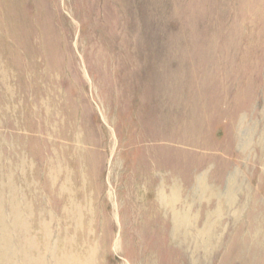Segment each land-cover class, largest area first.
<instances>
[{
    "label": "rangeland",
    "instance_id": "rangeland-1",
    "mask_svg": "<svg viewBox=\"0 0 264 264\" xmlns=\"http://www.w3.org/2000/svg\"><path fill=\"white\" fill-rule=\"evenodd\" d=\"M9 1L19 31L0 26V261L30 264L32 226L55 222L53 239L71 201L109 238L90 264H264V0ZM171 164L174 225L162 206Z\"/></svg>",
    "mask_w": 264,
    "mask_h": 264
},
{
    "label": "bare ground",
    "instance_id": "bare-ground-1",
    "mask_svg": "<svg viewBox=\"0 0 264 264\" xmlns=\"http://www.w3.org/2000/svg\"><path fill=\"white\" fill-rule=\"evenodd\" d=\"M14 2H16V1H14ZM13 4V3H12ZM12 4H10V1L9 0H0V17H1V20H0V26L2 25H4L5 27H9V25L11 24V28H12V30H13V32H14V34H16L17 33V30L19 29L18 27H16V26H14L15 24H16V22L14 23V21L13 20H6V17H7V15L11 12V9H12ZM14 10V9H13ZM36 12V11H35ZM28 14V13H27ZM13 15V14H12ZM14 16H15V13H14ZM33 16V15H32ZM9 18V17H8ZM12 18V17H11ZM15 20V19H14ZM40 20V18L39 17H37L36 18V22H38ZM18 22V21H17ZM17 25V24H16ZM21 25V24H20ZM2 26H1V28H2ZM4 27V28H5ZM0 28V29H1ZM3 29V28H2ZM6 29V28H5ZM1 31V30H0ZM19 31V30H18ZM248 31V30H247ZM0 33H2V32H0ZM45 33H46V30L45 31H43V30H41V31H39V34L40 35H45ZM2 35V34H1ZM0 35V36H1ZM8 35V34H7ZM10 35H12V34H10ZM9 37V36H8ZM41 38V37H40ZM3 39V38H2ZM5 39H7V36H6V38ZM9 39V38H8ZM1 40V39H0ZM10 40V39H9ZM18 40V39H17ZM19 41V40H18ZM9 42V41H8ZM41 42V41H40ZM1 43H2V41H1ZM3 45V44H2ZM1 45V46H2ZM13 45V44H12ZM0 48H2V49H0V52H1V50H3V47H0ZM13 48V47H12ZM62 48H63V46H62ZM6 49H8L7 47H6ZM17 49V48H16ZM3 51H5V49L3 50ZM12 51V50H11ZM19 51V50H18ZM25 51V50H24ZM51 52V51H50ZM64 52V51H63ZM1 53H3V52H1ZM20 53H21V51H20ZM5 54V53H4ZM60 54H61V52H60ZM20 55V54H19ZM24 55H25V52H24ZM62 55V54H61ZM67 55H69V54H67ZM2 56H4L3 54H2ZM26 56V55H25ZM66 56V55H65ZM64 55L63 56H61V57H65ZM4 57H6V56H4ZM28 57V56H27ZM33 58H34V56H32ZM44 57V60H46L45 59V56H43ZM3 58V57H2ZM17 58V57H16ZM31 58V57H30ZM30 58H28V59H30ZM66 58V57H65ZM69 58V57H68ZM20 59V58H19ZM27 59V60H28ZM3 60H5L4 58H3ZM6 60H7V62H9L8 61V59H7V57H6ZM15 60V59H14ZM17 60V59H16ZM21 60V59H20ZM39 60V59H38ZM62 60H63V58H62ZM71 60H72V58H71ZM19 61V60H18ZM17 61V62H18ZM35 61H36V59H35ZM64 61V60H63ZM69 61V60H68ZM4 62V61H3ZM14 62V61H13ZM17 62H16V64L15 65H17ZM27 62V61H26ZM47 61H45V63H46ZM60 62V61H59ZM10 63V62H9ZM64 63V62H63ZM62 62L60 63V64H63ZM71 63H72V61H71ZM28 64H29V62H28ZM30 64H32V63H30ZM65 64V63H64ZM239 64V63H238ZM6 65H8V63L6 64ZM14 65V67L16 68V66ZM26 65V64H25ZM73 65V64H72ZM10 66V65H9ZM22 66V65H21ZM58 66V65H57ZM62 66V65H61ZM12 67V66H11ZM18 68H19V66H17ZM34 67V66H33ZM59 67V66H58ZM58 67H57V69H58ZM225 67V66H224ZM13 68V67H12ZM38 68V67H37ZM49 68H50V66H49ZM241 68H243V67H241ZM1 69V68H0ZM9 69V68H8ZM17 69V68H16ZM24 69V68H23ZM31 69H33V68H31ZM52 69V71H53V68H51ZM14 70V69H13ZM21 70V69H20ZM29 70V69H28ZM38 69H36V71H37ZM55 70H56V68H55ZM10 71V70H9ZM19 71V70H18ZM26 71H27V69H26ZM30 71V74H32V72H31V70H29ZM28 71V72H29ZM60 71V70H59ZM16 72V71H15ZM20 72V71H19ZM24 72V71H23ZM20 73L21 75L22 74H24V73ZM27 72V73H28ZM39 72V71H38ZM50 72V71H49ZM46 73V72H45ZM57 73V72H56ZM36 74V73H35ZM34 74V75H35ZM46 75V74H45ZM18 76V75H17ZM29 76V75H28ZM39 76V75H38ZM240 76V75H239ZM14 77V76H13ZM27 77V75L25 76V78ZM30 77V76H29ZM32 77V76H31ZM37 77V76H36ZM16 78V77H15ZM48 78V77H47ZM13 79V78H12ZM23 79V78H22ZM27 79V78H26ZM25 79V80H26ZM238 79V78H237ZM10 80H11V77H10ZM25 80H23L24 82H25ZM33 80V78L31 79V81ZM39 80H41V79H39ZM48 80V79H47ZM5 81V80H4ZM12 81V80H11ZM13 82H14V80H13ZM30 82V81H29ZM37 82H39V81H37ZM40 82H42V80L40 81ZM44 82H45V80H44ZM21 83L23 84V82H22V80H21ZM28 83V82H27ZM33 83V81L31 82V84ZM53 83V82H52ZM6 84H7V81H6ZM11 84V83H10ZM44 84V83H43ZM13 85V84H12ZM12 85H10V86H12ZM21 85V84H20ZM36 85V84H35ZM38 85L39 84H37V87H38ZM42 85V84H41ZM51 84H49V86H50ZM14 86V85H13ZM31 86V85H30ZM34 86V85H33ZM16 87V86H15ZM27 87V86H26ZM32 87V86H31ZM42 87V86H41ZM6 88V87H5ZM23 88H25L24 86H23ZM27 88H29V86L27 87ZM45 88V87H44ZM49 88H52L51 86L49 87ZM21 89V88H20ZM33 89H34V87H33ZM46 89V88H45ZM3 90V89H2ZM13 90V89H12ZM26 90V89H25ZM27 91V90H26ZM31 91V90H30ZM42 91V90H41ZM47 91V90H46ZM19 92V91H18ZM45 92V91H44ZM51 92H52V89H51ZM53 92H54V88H53ZM21 93H22V91H21ZM37 93V92H36ZM42 93H43V91H42ZM46 93V92H45ZM44 93V94H45ZM48 93H50V92H48ZM47 93V94H48ZM1 94V93H0ZM7 94H8V91H7ZM18 94V93H17ZM33 94H34V91H33ZM32 94V95H33ZM2 95V94H1ZM5 95V94H4ZM3 95V96H4ZM8 95H10V94H8ZM22 95V94H21ZM21 95L19 96L20 98H21ZM23 95H24V93H23ZM27 95V94H26ZM49 95H51V93L49 94ZM48 95V96H49ZM63 95V94H62ZM3 96H1V97H3ZM7 96V95H6ZM28 96V95H27ZM35 96V95H34ZM40 96H42V95H40ZM46 96V95H45ZM25 98H26V96H24ZM32 97V96H31ZM53 97V96H52ZM52 97H51V99H52ZM59 97V96H58ZM62 97H64V96H62ZM8 98V97H7ZM15 98V97H14ZM13 98V99H14ZM18 98V97H17ZM32 98H34V97H32ZM36 98V97H35ZM37 99H39V98H37ZM36 99V100H37ZM50 99V98H49ZM65 99V98H64ZM67 99V101H68V97L66 98ZM65 99V100H66ZM6 101V100H5ZM46 102V100H43V102ZM51 101V100H50ZM54 101V100H53ZM57 101V100H56ZM28 102H29V100H28ZM28 102H26V103H28ZM33 102V101H32ZM35 102V101H34ZM37 102V103H36ZM35 103H36V105L38 104V100L36 101ZM49 102V101H48ZM70 102V101H69ZM9 103V101L7 102V104ZM58 102H56V104H57ZM9 104H11V103H9ZM14 104V103H13ZM23 104H24V102H23ZM32 104V103H31ZM46 104H48V103H46ZM45 104V105H46ZM55 104V103H54ZM59 104V103H58ZM69 104V103H68ZM68 104H66V105H68ZM5 105V104H4ZM16 105V104H15ZM30 105V104H29ZM44 105V104H43ZM53 105V104H52ZM63 105V104H62ZM65 105V106H66ZM74 105V104H73ZM10 106V105H9ZM19 106V105H18ZM25 106H26V104H25ZM35 106V105H34ZM42 106V105H41ZM40 106V107H41ZM49 106V105H48ZM36 107V106H35ZM50 107V106H49ZM55 107H56V105H55ZM60 107H61V105H60ZM6 108V107H5ZM27 108V107H26ZM32 108V107H31ZM37 108V107H36ZM62 108V107H61ZM9 109V108H8ZM42 109H43V107H42ZM50 109V108H49ZM59 109V108H58ZM67 109H69V108H67ZM11 110H12V108H11ZM8 111V112H12V111ZM15 110V109H14ZM34 110H35V114H36V112H38L37 110H38V108H37V110L34 108ZM44 110H46V109H44ZM54 110H55V108H54ZM16 111H17V109H16ZM21 111V110H20ZM40 111V110H39ZM58 111H60V110H58ZM23 112V111H22ZM66 112V111H65ZM65 112H64V114H65ZM70 112V111H69ZM68 112V113H69ZM9 113V114H10ZM20 113V112H19ZM30 113H31V111H30ZM40 113V112H39ZM45 112L43 111V114H44ZM53 113V112H52ZM41 114V113H40ZM47 114V113H46ZM54 114H55V112H54ZM54 114H52V115H54ZM59 114V113H58ZM57 114V115H58ZM64 114H61L62 116L64 115ZM75 114V113H74ZM11 115V114H10ZM69 115H70V113H69ZM15 116V115H14ZM13 116V117H14ZM24 116V115H23ZM41 118L44 116H41V115H39ZM48 116V115H47ZM66 116V115H65ZM16 117V116H15ZM18 117V116H17ZM16 117V118H17ZM34 117V116H33ZM54 117V116H53ZM71 117V116H70ZM79 117V116H78ZM19 118V117H18ZM46 118H48V117H46ZM52 118V117H51ZM50 118V119H51ZM55 118V117H54ZM60 118V117H59ZM34 119V118H33ZM42 119H44V118H42ZM41 119V120H42ZM53 119V118H52ZM55 119H57V118H55ZM54 119V120H55ZM60 119H62V118H60ZM59 119V120H60ZM73 119V118H72ZM79 119V118H78ZM19 120V119H18ZM17 120V121H18ZM40 120V119H39ZM58 120V121H59ZM151 120V119H150ZM13 121H14V119H13ZM21 121V120H20ZM35 121V120H34ZM43 121V120H42ZM44 121H45V119H44ZM46 121H48V125L47 126H49V121L50 120H46ZM57 121V122H58ZM66 121V120H65ZM65 121H63V124H64V122ZM23 122V121H22ZM41 122V121H40ZM70 122V121H69ZM71 122H73V121H71ZM18 123V122H17ZM20 123V122H19ZM74 123V122H73ZM14 124V123H13ZM12 124V125H13ZM40 124V123H39ZM58 124H59V122H58ZM71 124V123H70ZM76 124V123H75ZM20 125V124H19ZM38 125V124H37ZM57 125V124H56ZM79 125V124H78ZM18 126V125H17ZM46 126V127H47ZM70 126H72V125H70ZM15 127V126H14ZM23 127V126H22ZM21 127V128H22ZM39 127H41V126H39ZM50 127V126H49ZM52 127V126H51ZM54 127V126H53ZM58 127H59V125H58ZM24 128V127H23ZM38 128V127H37ZM41 128H43V127H41ZM55 128V127H54ZM63 128V127H62ZM80 128H81V126H80ZM19 129H20V127H19ZM18 129V127H17V130H18V132L20 131ZM46 129V128H45ZM49 129V128H48ZM47 129V130H48ZM56 129V128H55ZM54 129V130H55ZM75 129H76V126H75V128H74V132H75ZM15 130H16V127H15ZM16 130V131H17ZM24 130V129H23ZM38 130V129H37ZM63 130H64V128H63ZM72 130V129H71ZM76 130H78V129H76ZM15 131V132H16ZM40 131H42V130H40ZM40 131H39V133H40ZM20 132H24V133H26L25 132V130L24 131H20ZM34 132H36V130L34 131ZM48 132H49V130H48ZM80 132V131H79ZM38 133V132H37ZM34 134V135H39V134ZM42 133V132H41ZM49 133H51V131L49 132ZM48 133V134H49ZM55 133V132H54ZM53 133V134H54ZM60 133V132H59ZM69 133V132H68ZM81 133V132H80ZM78 134L79 136L81 135V134ZM17 134V133H16ZM20 134V133H19ZM27 134V133H26ZM25 134V135H26ZM53 134H50V136L51 135H53ZM77 134V133H76ZM148 134V133H147ZM24 135V134H23ZM30 135V134H29ZM41 135V134H40ZM39 135V136H40ZM43 135V134H42ZM41 135V136H42ZM70 135V134H69ZM74 135V134H73ZM78 135H76V137L78 136ZM18 136V135H17ZM20 136H21V134H20ZM33 136V135H32ZM47 136H49V135H47ZM30 137V136H29ZM35 137V136H34ZM59 137V136H58ZM81 137V136H80ZM79 137V138H80ZM17 138H19V136L17 137ZM22 138H23V136H22ZM26 138V137H25ZM42 138V137H41ZM45 138V137H44ZM43 138V139H44ZM50 139L52 138V136L51 137H49ZM49 138H47L46 137V139L48 140ZM72 138H73V136H72ZM82 138H83V135H82ZM81 138V139H82ZM156 138H158V137H156ZM27 139V138H26ZM41 140V139H40ZM170 140V139H169ZM17 141H18V139H17ZM43 141V140H42ZM46 141V140H45ZM49 141V140H48ZM52 141H53V139H52ZM58 140H56L55 142H57ZM63 142V141H62ZM73 142H74V140H73ZM76 142V141H75ZM75 142L73 143L74 145H76L75 144ZM79 142H81V140L79 141ZM51 143V142H50ZM53 143H54V141H53ZM58 143V142H57ZM56 144V143H55ZM81 144V143H80ZM50 145V144H49ZM71 145V144H70ZM73 145V146H74ZM61 146V145H60ZM66 146V145H65ZM78 146H80V145H78ZM64 147V146H63ZM74 147H76V146H74ZM17 148V147H16ZM26 148V147H25ZM45 148V147H44ZM56 148H58L57 146H56ZM61 148V147H60ZM67 148V147H66ZM85 148H87V147H85ZM19 149V148H18ZM54 149V148H53ZM65 149V148H64ZM68 149V148H67ZM74 149V148H73ZM72 149V150H73ZM80 149V148H79ZM47 150V149H46ZM55 150V149H54ZM53 150V151H54ZM62 150V149H61ZM60 150V151H61ZM68 150H70V149H68ZM56 151V150H55ZM75 151H76V149H75ZM79 151V150H78ZM24 152V151H23ZM57 152V151H56ZM59 152V151H58ZM83 153H84V151H82ZM81 152V153H82ZM25 153V152H24ZM76 153V152H75ZM74 153V154H75ZM21 154V153H20ZM27 154V153H26ZM55 154V153H54ZM72 154V153H71ZM71 154H70V156H71ZM44 155H46V154H44ZM73 155V154H72ZM77 155H78V153H77ZM22 156V155H21ZM23 156H24V154H23ZM63 156V155H62ZM62 156H60L61 157V159H62ZM74 156V155H73ZM33 157H35L34 155H33ZM57 157H58V155H57ZM59 157V158H60ZM79 157V156H78ZM22 158V157H21ZM24 158H25V156H24ZM23 158V159H24ZM46 158V157H45ZM54 158H55V155H54ZM72 157H70V159H71ZM77 158V157H76ZM27 158H25L24 160H26ZM30 159H32V158H30ZM38 159V158H37ZM56 159V158H55ZM80 159V158H79ZM82 159V158H81ZM80 159V160H81ZM15 160H17V162H18V157H17V159H15ZM36 160V159H35ZM52 160H53V158H52ZM51 160V161H52ZM60 160V159H59ZM74 160H75V156H74ZM47 161H50V159L49 160H47ZM69 161H71V160H69ZM175 161V160H174ZM16 162V161H15ZM27 162H28V160H27ZM30 162V161H29ZM28 162V163H29ZM34 162V161H33ZM54 162V161H53ZM81 162V161H80ZM79 162V163H80ZM173 162V161H172ZM44 163H47V162H44ZM60 163V162H59ZM73 163H75V162H73ZM31 164V163H30ZM41 164V163H40ZM51 164H53V163H51ZM54 164H55V162H54ZM60 164H62V163H60ZM22 165V164H21ZM45 165V164H44ZM172 165V164H171ZM16 166V165H15ZM28 166V165H27ZM31 166H32V164H31ZM37 166V165H36ZM35 166V167H36ZM41 166V165H40ZM43 166V165H42ZM60 166V165H59ZM63 166H64V164H63ZM83 166V165H82ZM49 167H50V165H49ZM51 167H53V165H51ZM175 164H173L172 166H171V172H170V174H169V183H168V185L167 186H164V187H166V190H167V197L165 198V199H163L162 200V206H164V207H166L168 210H167V213H168V218H170V221H171V223L174 225L176 222H177V210H176V207L178 206L177 204H178V193H177V184H176V172H175ZM17 168V167H16ZM24 168V167H23ZM28 168L30 169V167L28 166ZM34 168V167H33ZM39 168V167H38ZM57 168V167H56ZM55 168V169H56ZM66 169L68 168V167H65ZM81 168V167H80ZM94 168V167H93ZM98 168V167H97ZM43 169V168H42ZM125 169V168H124ZM20 170V169H19ZM23 170H25V169H23ZM28 170V169H27ZM32 170V169H31ZM39 170V169H38ZM41 170V169H40ZM39 170V171H40ZM45 170V169H44ZM48 170V169H47ZM50 170H52V169H50ZM60 170V169H59ZM82 170V169H81ZM80 170V172H82ZM84 170H85V168H84ZM16 171V170H15ZM62 171V170H61ZM65 171V170H64ZM63 171V172H64ZM12 172V171H11ZM38 172V171H37ZM42 172V171H41ZM40 172V173H41ZM47 172V174H48V171H46ZM52 171H50L49 173H51ZM6 173H7V171H6ZM16 173V172H15ZM17 173H18V171H17ZM19 173H20V171H19ZM23 173V172H22ZM27 173V172H26ZM40 173H38V175L40 174ZM65 173V172H64ZM70 173H72V172H70ZM52 174V173H51ZM50 174V175H51ZM68 174V173H67ZM67 174H65V176L67 175ZM168 174V173H167ZM53 175H54V172H53ZM60 175H62V174H60ZM84 175V174H83ZM82 175V176H83ZM86 175V174H85ZM98 175V174H97ZM96 175V176H97ZM8 176H9V174H8ZM15 176V175H14ZM21 176H23V175H21ZM32 176V175H31ZM49 176V175H48ZM63 176V175H62ZM68 176V175H67ZM26 177V176H25ZM40 177H41V174H40ZM44 177V176H43ZM55 177V176H54ZM53 177V178H54ZM31 179H32V181H33V178L32 177H30ZM48 178V177H47ZM63 178V180H64V177H62ZM8 178L6 177V180H7ZM18 179H19V177H18ZM20 179H22V178H20ZM27 179V178H26ZM26 179H23V180H26ZM52 179V178H51ZM55 179V178H54ZM83 179V178H82ZM82 179H81V181H82ZM161 179V178H160ZM10 180V179H9ZM13 180H14V177H13ZM56 180V179H55ZM60 181L62 180V179H59ZM62 180V181H63ZM18 181V183H20L19 182V180H17ZM29 181V180H28ZM49 181V180H48ZM68 181H69V177H68ZM1 182V181H0ZM13 182V181H12ZM11 182V184H13ZM24 182V181H23ZM31 182V181H30ZM34 182V181H33ZM40 182V181H39ZM56 182V181H55ZM57 182H59V181H57ZM65 182V181H64ZM63 182V183H64ZM71 182V181H70ZM70 182H69V184H70ZM5 183V182H4ZM60 183V182H59ZM66 183H67V181H66ZM97 183V182H96ZM132 183V182H131ZM1 184V183H0ZM8 184V183H7ZM6 184V185H7ZM21 184H23L22 183V181H21ZM21 184H18V185H21ZM37 184L38 183H36V186H37ZM61 184V183H60ZM81 184V183H80ZM83 184H86V181H85V183H83ZM133 184V183H132ZM3 185V184H2ZM5 185V184H4ZM34 185V184H33ZM65 185V184H64ZM64 185H62V186H60V187H64ZM16 186H17V184H16ZM24 186V185H23ZM30 186V185H29ZM28 186V187H29ZM35 186V187H36ZM57 186L58 185H56V188H57ZM66 186H67V184H66ZM83 186V185H82ZM7 187V186H6ZM8 187H9V185H8ZM7 187V188H8ZM18 187V186H17ZM27 187V186H26ZM32 187V186H31ZM39 187H40V184H39ZM2 188H4V187H2ZM6 188V189H7ZM19 188V187H18ZM36 188H38V186L36 187ZM52 188V187H51ZM72 188V187H71ZM100 188V187H99ZM27 189H29V188H27ZM42 189V188H41ZM53 189V188H52ZM62 189V188H61ZM64 189V188H63ZM62 189V190H63ZM66 189V188H65ZM83 189H85V187H83ZM144 189V188H143ZM3 190L4 189H2L1 191L3 192ZM14 190V189H13ZM16 190V189H15ZM19 190V189H18ZM18 190H17V192H18ZM57 190V189H56ZM67 190V189H66ZM22 191V190H21ZM59 191V190H58ZM68 191V190H67ZM84 191V193H85V190H83ZM100 191V190H99ZM6 192H7V190H6ZM11 192V191H10ZM23 192V191H22ZM35 192V191H34ZM38 192V191H37ZM36 192V193H37ZM40 192H41V190H40ZM56 192V191H55ZM61 192H63V191H61ZM16 193V192H15ZM19 193H20V191H19ZM18 193V194H19ZM27 193V192H26ZM26 193L24 194V192H23V194L26 196ZM35 193V194H36ZM45 193V192H44ZM100 193H101V191H100ZM13 195H14V193H12ZM22 194V195H23ZM29 194V193H28ZM60 194V193H59ZM67 194H68V192H67ZM72 195H73V193H71ZM92 194L93 193H91V197H92ZM9 195V194H8ZM8 195H7V197H8ZM22 195H20V196H22ZM43 195V194H42ZM56 195V194H55ZM54 195V196H55ZM85 195V194H84ZM18 195H16V197H17ZM40 196V195H39ZM46 196V195H45ZM61 196H63V195H61ZM71 196V195H70ZM100 196V195H99ZM15 197V196H14ZM13 196H12V198H14ZM159 197V196H158ZM10 198V197H9ZM19 198V197H18ZM17 198V199H18ZM33 198V197H32ZM35 198V197H34ZM40 198H42V197H39V199ZM48 198V197H47ZM61 198V197H60ZM22 199H23V197H22ZM31 199V198H30ZM46 198H44V200H45ZM72 199H74V198H72ZM100 199V198H99ZM102 199V198H101ZM7 200H9V199H7ZM21 200V199H20ZM25 200V199H24ZM23 200V201H24ZM26 200H27V197H26ZM49 200V199H48ZM86 199L84 198V201H85ZM92 199H90V201H91ZM5 201L6 200H4V203H5ZM22 201V202H23ZM28 201V200H27ZM73 201V200H72ZM76 202H77V199L75 200ZM11 202V201H10ZM9 202V203H10ZM12 202H14V201H12ZM25 202V201H24ZM45 201H43L42 200V203H44ZM101 202V201H100ZM4 203H3V205H4ZM30 203V202H29ZM48 203H50V202H48ZM80 202H78V204H79ZM92 202H90V204H91ZM1 204H2V202H1ZM12 204V203H11ZM14 204V203H13ZM24 204V203H23ZM26 204V203H25ZM33 204L34 203H32V206H33ZM55 204H57V203H55ZM55 204H54V207H55ZM61 204V203H60ZM76 204V203H75ZM10 205V204H9ZM15 205V204H14ZM34 205H36V204H34ZM44 205V204H43ZM42 205V206H43ZM72 205V203H71V201H69V203L67 202V204H66V206H65V209H63L60 213H59V215H58V220H61V221H59L60 223L59 224H57V225H60V226H58V227H56L55 228V233H54V238L52 239V236H53V228L55 227L54 226V224H55V222H54V224H52V226L50 225V221L49 220H51V218H50V216H49V222L46 224V223H43V224H40V222H37L36 221V224H34V226H32L33 225V223H32V229H34V232H33V236H32V241H31V244H30V250H29V252H30V254H31V257H30V260H28V261H30L31 263L30 264H90L89 263V261L91 260V258L92 257H100V255L102 256V255H105L107 252H108V250H109V247H108V242H109V238L106 236V235H104V234H101L100 235V239L101 240H97L96 239V231L94 230V226L96 225V222H93L94 220H92V216H91V213H90V216L87 218V216H86V212L85 211H83L84 212V215L82 214V212H81V210H79L77 207V209L75 208H73V205ZM80 205H83V204H80ZM79 205V206H80ZM97 205H98V203H97ZM7 206H8V203H7ZM7 206H6V208H7ZM20 207H21V205H19ZM45 206V205H44ZM75 206V205H74ZM77 206V205H76ZM85 206H86V204H85ZM11 207V206H10ZM25 207V209H26V207L28 208L29 206H24ZM35 207V206H34ZM49 207H50V205H49ZM64 207V206H63ZM83 207V206H82ZM87 207V206H86ZM91 207V206H90ZM0 208H1V206H0ZM9 208V207H8ZM23 208V207H22ZM32 208V207H31ZM42 208V207H41ZM45 208H46V206H45ZM44 208V209H45ZM47 208H48V206H47ZM5 209V208H4ZM55 209V208H54ZM92 209V208H91ZM100 209V208H99ZM3 210V209H2ZM9 210V209H8ZM15 210V209H14ZM22 210V209H21ZM33 210H35V209H33ZM93 210V209H92ZM25 211V210H24ZM24 211H22V212H24ZM46 211V210H45ZM49 211H50V209H49ZM89 211V210H88ZM100 211V210H99ZM1 212V211H0ZM2 212H4V211H2ZM21 212V213H22ZM29 212V211H28ZM43 213H44V211H42ZM54 212H55V210H54ZM95 212V211H94ZM94 212L92 213V214H94ZM15 213H17V212H15ZM18 213H19V211H18ZM32 213H33V211H32ZM39 213V212H38ZM47 213V212H46ZM99 213V212H98ZM102 213V212H101ZM4 214V213H3ZM9 214V213H8ZM11 214V213H10ZM10 214H9V216H10ZM23 214V213H22ZM25 214H27V213H24V217H25ZM41 214V213H40ZM50 214V213H49ZM54 214H56L57 215V213H54ZM53 214V215H54ZM88 214V213H87ZM1 215H2V213H1ZM1 215H0V217H1ZM19 215V214H18ZM29 215V214H28ZM33 215H35L34 217L37 219H40L39 218V214H34L33 213ZM42 215V214H41ZM107 215V214H106ZM134 215V216H133ZM133 215H131V224H133L132 222H134V218H135V216L136 217H140L141 219L142 218H145V216H144V213H140L139 214V216L136 214V213H133ZM5 216V215H4ZM27 216V215H26ZM46 217L48 216V215H45ZM104 216H105V214H104ZM6 217V216H5ZM11 217H13V215L11 216ZM20 217H22L21 215H20ZM28 217V216H27ZM31 217V216H30ZM30 217H29V219H30ZM41 217V216H40ZM42 217H43V215H42ZM42 217H41V219H42ZM45 217V218H46ZM56 217V216H55ZM108 217V216H107ZM110 217V216H109ZM108 217V218H109ZM118 217H120V216H118ZM126 217V216H125ZM19 218V217H18ZM32 218V217H31ZM44 218V219H45ZM87 218V219H86ZM1 219H3V218H1ZM9 219V218H8ZM7 219V220H8ZM34 219V218H33ZM33 219H31V220H33ZM41 219H40V221H41ZM111 219V218H110ZM109 219V220H110ZM126 219V218H125ZM55 221L57 220V217H56V219H54ZM53 220V221H54ZM120 220V219H119ZM118 220V221H119ZM1 221V220H0ZM15 221V220H14ZM23 221V220H22ZM25 222L26 221H28L27 220V218H26V220H24ZM23 221V222H24ZM45 221H46V219H45ZM44 221V222H45ZM111 221V220H110ZM109 221V222H110ZM5 222V221H4ZM12 222V221H11ZM18 222H20V221H18ZM22 222V223H23ZM30 222V221H29ZM42 222V221H41ZM62 222V223H61ZM100 222V221H99ZM128 222V221H127ZM3 222L1 221V224H2ZM53 223V222H52ZM6 224V223H5ZM11 224H13V222L11 223ZM10 224V225H11ZM21 225V224H20ZM99 225H100V223H99ZM12 226V225H11ZM101 226V225H100ZM128 226H129V224H128ZM5 227V226H4ZM8 227V226H7ZM13 227V226H12ZM30 227V226H29ZM28 227V228H29ZM98 227V226H97ZM120 227V226H119ZM124 227V226H123ZM122 227V228H123ZM173 226L171 225V228H172ZM1 228V227H0ZM9 228V227H8ZM8 228H6L7 230H8ZM16 228H19V227H15V229ZM23 228V227H22ZM25 228V227H24ZM31 228V227H30ZM29 228V229H30ZM125 228V227H124ZM123 228V229H124ZM127 228V227H126ZM5 229V228H4ZM98 229H99V227H98ZM120 229V228H119ZM132 229V228H131ZM11 230V229H10ZM13 230H14V227H13ZM17 230V229H16ZM15 230V231H16ZM100 230V229H99ZM0 231H1V229H0ZM5 231V230H4ZM14 231V232H15ZM20 231H22V229H21V227H20ZM24 231V230H23ZM29 231V230H28ZM10 232H12V231H10ZM14 232H12L13 234H14ZM17 232V231H16ZM99 232V231H98ZM121 232H122V229H121ZM2 234H3V232H1ZM6 233H8V231L7 232H5V234ZM28 233V232H27ZM29 233H31V232H29ZM29 233H28V236H29ZM20 234V233H19ZM25 234H26V231H25ZM256 234V233H255ZM259 234V233H258ZM264 234V233H263ZM8 235V234H7ZM7 235H5V236H7ZM109 235H110V233H109ZM138 235V234H137ZM252 235H254V234H252ZM16 236V235H15ZM23 236H24V234H23ZM111 236V235H110ZM258 236V235H257ZM1 237H2V235L0 236V240H2L1 239ZM9 237V236H8ZM13 236H11L10 237V240H11V238H12ZM31 237V236H30ZM171 237V236H170ZM169 237V238H170ZM18 238H19V236H18ZM251 238H252V236H251ZM255 238V237H254ZM4 239V238H3ZM6 239V238H5ZM13 239V238H12ZM23 239H25V237L23 238ZM261 239H263L262 237H261ZM9 240V239H8ZM28 240H29V238H28ZM252 240H253V238H252ZM256 240H257V238H256ZM3 241V240H2ZM20 241H22V238H21V240L19 239V241H18V239H17V242H20ZM112 241V240H111ZM6 242H8V241H6ZM29 242V241H28ZM27 242V243H28ZM127 242V241H126ZM130 242V241H129ZM185 242V241H184ZM5 243V242H4ZM12 243V242H11ZM21 243V242H20ZM26 243V244H27ZM112 243V242H111ZM142 243V242H141ZM2 243H0V248H2L1 245ZM132 244V243H131ZM7 245V244H6ZM12 245H14V246H16V244H12ZM11 245V247H13ZM18 245V244H17ZM117 246V245H116ZM6 247V246H5ZM19 249L20 250H23L24 251V243H21L19 246ZM114 247V246H113ZM17 248V247H16ZM116 248V247H115ZM3 249V248H2ZM10 249V248H9ZM29 249V248H28ZM28 249H27V251H28ZM112 249V248H111ZM128 249V248H127ZM140 249V248H139ZM142 249H143V247H142ZM11 250H12V248H11ZM11 250H9L10 252L9 253H12L11 252ZM18 250V249H17ZM119 250V249H118ZM189 250H190V248H189ZM7 251V250H6ZM183 251V250H182ZM1 252H3V251H1ZM137 252V251H136ZM9 253H7V254H9ZM19 253V252H18ZM17 253V254H18ZM20 253H21V251H20ZM141 253V252H140ZM143 253H145L144 251H143ZM188 253H190L189 251H188ZM3 254H5L4 252H3ZM3 254H1V255H3ZM6 254V255H7ZM24 254V253H23ZM29 254V253H28ZM0 255V256H1ZM9 255H11V254H9ZM21 255V254H20ZM18 257H20V256H18ZM17 257V258H18ZM22 257H24V256H22ZM27 257L29 258V256L27 255ZM3 258V257H2ZM21 258V257H20ZM25 258V257H24ZM88 258V259H87ZM101 258V257H100ZM0 259H1V257H0ZM17 260H20V259H17ZM92 260H93V258H92ZM100 260H102V259H100ZM8 261H10V260H8ZM94 261H95V259H94ZM1 262V264H3L2 263V261H0ZM20 262V261H19ZM93 262V261H92ZM101 262V261H100ZM6 263V262H5ZM4 263V264H5ZM18 263V262H17ZM7 264H9L8 262H7ZM23 264V263H22ZM100 264V263H99ZM102 264V263H101Z\"/></svg>",
    "mask_w": 264,
    "mask_h": 264
}]
</instances>
